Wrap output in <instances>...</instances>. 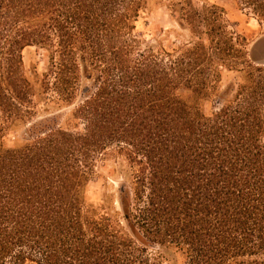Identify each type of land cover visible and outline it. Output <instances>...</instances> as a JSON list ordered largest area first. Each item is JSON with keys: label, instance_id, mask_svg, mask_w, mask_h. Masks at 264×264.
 Listing matches in <instances>:
<instances>
[{"label": "trees", "instance_id": "16d2710c", "mask_svg": "<svg viewBox=\"0 0 264 264\" xmlns=\"http://www.w3.org/2000/svg\"><path fill=\"white\" fill-rule=\"evenodd\" d=\"M234 1L264 28V0ZM147 4L0 0V264H264V65L224 7L174 0L190 38L169 50L135 33ZM224 69L241 81L207 114ZM39 93L82 127L45 118L6 146ZM100 168L118 184L94 204Z\"/></svg>", "mask_w": 264, "mask_h": 264}, {"label": "rangeland", "instance_id": "374dc122", "mask_svg": "<svg viewBox=\"0 0 264 264\" xmlns=\"http://www.w3.org/2000/svg\"><path fill=\"white\" fill-rule=\"evenodd\" d=\"M174 0H148L147 8L142 10L136 22L135 33L154 44L162 45L172 50L187 42L190 38V30L180 20V14L173 11ZM196 7L201 8L207 3L218 4L225 8L226 18L229 21V29L247 38L248 50L251 53L254 44L264 37V28L258 20L246 12L239 9L234 0H193ZM25 69L28 74L36 73L39 70V78H42L48 64L49 51L45 48L36 46L27 47L24 50ZM38 72V71H37ZM241 72L229 71L224 69L223 79L220 83L219 91L201 100L202 108L207 113H212L216 106L223 101L236 88L241 81ZM82 95L78 96L74 103H78ZM35 112L32 118L18 127H12L6 132L4 138L5 145L13 147L18 136L29 128L30 122H40L45 118L57 117L58 122L64 127L81 128L82 122L73 117L75 104H65L58 100L54 94L39 93L34 97ZM109 168L99 169L98 174L94 175L87 187V198L94 204L103 202L105 192H113L117 187L116 180L106 176ZM114 184V187H113ZM156 249V248H154ZM153 249V250H154ZM182 258L171 251H164L160 264H181ZM26 264H33L28 262Z\"/></svg>", "mask_w": 264, "mask_h": 264}, {"label": "water", "instance_id": "95a60500", "mask_svg": "<svg viewBox=\"0 0 264 264\" xmlns=\"http://www.w3.org/2000/svg\"><path fill=\"white\" fill-rule=\"evenodd\" d=\"M251 59L258 65H264V37L259 39L252 47L250 53ZM88 91V88L84 89V93ZM221 101H219L220 103Z\"/></svg>", "mask_w": 264, "mask_h": 264}]
</instances>
